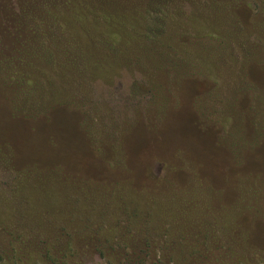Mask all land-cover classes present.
I'll return each mask as SVG.
<instances>
[{
    "label": "rangeland",
    "instance_id": "1",
    "mask_svg": "<svg viewBox=\"0 0 264 264\" xmlns=\"http://www.w3.org/2000/svg\"><path fill=\"white\" fill-rule=\"evenodd\" d=\"M0 264H264V0H0Z\"/></svg>",
    "mask_w": 264,
    "mask_h": 264
},
{
    "label": "trees",
    "instance_id": "2",
    "mask_svg": "<svg viewBox=\"0 0 264 264\" xmlns=\"http://www.w3.org/2000/svg\"><path fill=\"white\" fill-rule=\"evenodd\" d=\"M81 5H82V6H84V7H82ZM81 5H79V6H81V7L79 8V10H80V11H79V12H77V13L80 15V17H79V18H80V19H83V18H84V16L86 15V12H89V13H90L91 11H90V9H89V8H87V9H89V11H86V12H85V7H86V4H85V5L81 4Z\"/></svg>",
    "mask_w": 264,
    "mask_h": 264
}]
</instances>
